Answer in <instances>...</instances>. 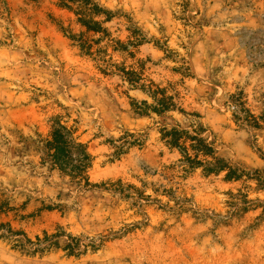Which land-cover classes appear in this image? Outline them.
Masks as SVG:
<instances>
[{
    "label": "clouds",
    "instance_id": "1",
    "mask_svg": "<svg viewBox=\"0 0 264 264\" xmlns=\"http://www.w3.org/2000/svg\"><path fill=\"white\" fill-rule=\"evenodd\" d=\"M58 2L44 0L41 9H29L39 24L20 18L13 27L0 20V202L7 201L0 210V225L6 226L0 228V264H123L124 257L131 264H264V225L249 231L246 239L239 236L264 207L253 205L255 210H248L239 223L218 228L223 245L209 233L212 219L193 227L190 212L177 218L160 207L176 208L165 189L177 199L194 198L185 207L208 209L209 215L226 216L233 199L264 201V187H258L256 177L225 179L238 166L244 173L264 172V159L256 150L264 151V129L255 132L254 147L252 133L240 125L245 117L264 125V67L249 63L234 37L241 27L261 26L264 0H252L253 6L243 10H237L238 4L226 6L228 0H92L87 8L83 0H65L71 10L56 8ZM92 4L112 19L92 13ZM202 17L210 22L201 32L194 25ZM233 17H243L244 23H230ZM128 18L146 39L129 48L134 59L113 50L117 40L127 44L136 39ZM82 19L99 22L110 36L92 43L103 33L89 31ZM30 32L38 35L33 38ZM81 38L91 45V55L80 48ZM164 40V49L156 46ZM138 61L145 62V70L133 86L116 66L140 73ZM41 62L47 70L40 68ZM53 69L60 75H53ZM33 86L45 93L39 103L30 102ZM157 87L166 90L164 96L152 95ZM165 97L172 98L174 107L153 111ZM145 101L147 114L138 115L133 102ZM174 128L187 133L179 139L186 152L161 139V129ZM57 131L71 159L63 172L46 159L56 154L55 147L46 145L54 143ZM190 137L203 140L211 153L195 147L197 141ZM186 157L199 163L190 166ZM218 161L225 166L205 174ZM72 166L80 168L79 174ZM118 182L132 199L111 190ZM101 185L110 190L97 187ZM137 190L160 204L145 202ZM134 200L143 206L142 213L132 207ZM145 219L146 228L107 241L95 253L88 247L79 259L66 255L64 246L74 240L81 241L83 251L89 241L99 243L100 237ZM161 224L167 234L154 231ZM198 234H206L199 245L194 239ZM45 235L57 237L60 249L44 248Z\"/></svg>",
    "mask_w": 264,
    "mask_h": 264
},
{
    "label": "rangeland",
    "instance_id": "2",
    "mask_svg": "<svg viewBox=\"0 0 264 264\" xmlns=\"http://www.w3.org/2000/svg\"><path fill=\"white\" fill-rule=\"evenodd\" d=\"M60 2H61V0H59V2L54 5L58 9H62L59 6ZM43 4H44V0H0V20L6 21L8 24L12 25L13 27H15L14 20L20 19V18H23L24 20L28 21L29 23H32L33 20H35L36 24H39L40 21L38 19H36L33 15H29L28 12H29V9H32L33 11L41 9ZM234 4L239 5L237 10H243L245 7H252L253 6L252 0H228V3L226 6L231 7ZM184 8H185V11H187V4L184 5ZM128 19L130 22L129 31H131L132 35L134 37H136V39L135 40H129L127 42V44L117 40L114 42L113 50L114 51L128 52L129 57L134 59L136 54L134 52L129 51V48L130 47H137L138 48L141 44L146 42V39H145L144 34L138 28H136L134 23L131 22V18H128ZM182 19H183L185 24L189 23V17L183 16ZM209 22H210V20L208 18L202 17L201 21L197 25H194V26L197 28H200L201 32H202V25H205ZM229 22L242 24V23H244V18L243 17H233V19ZM58 23H59V21H58ZM258 24H260L261 26L255 28V29L250 28V27H241L240 29H238L234 33V37L236 38V41L239 44V47L245 51L246 59L249 61V63L256 65V66L264 67V17H261L258 20ZM163 30L164 29L162 26L161 31H163ZM65 31H70V28L66 29ZM29 35L31 37L35 38V36L38 35V33L30 32ZM109 36H110V33L107 31V35H102L100 37V39L94 40V41H92V43L99 44V43H101V41L103 39H105ZM45 40L47 43L48 38L46 37ZM86 41L89 44L88 40H86V39L81 38L79 40L80 48H81V45L84 44L83 42H86ZM117 42H120L122 44V46H124V47H121L120 45L118 46L116 44ZM155 43H156L157 47L164 49L167 45V40H164L163 44L160 41H156ZM82 50H83V52L87 53L86 49H82ZM37 54L39 56H43L45 59L47 58L46 55L44 53L39 52L38 49H37ZM25 55H29V54L25 53ZM88 55H91V52ZM172 55H173L172 53H169L170 58ZM69 59H71L70 55H69ZM148 60L150 61L151 58L149 57ZM138 64H139V67H140L141 73H142L145 70V62L144 61H138ZM118 66L123 67V65H118ZM63 67L64 66L61 65V70H63ZM40 68L47 70V65L45 63L41 62ZM174 71H179V70L174 69ZM187 72H188V70L185 69L184 73L187 74ZM103 74H104V72H103ZM53 75L59 76L60 73H57L53 69ZM104 75H110V73L108 72V74H104ZM33 88H34V92H33L32 97L30 98V102L39 103L40 95H45V93L39 89H36L35 86H33ZM56 103H59V102L56 101ZM23 106L27 107L28 105L24 104ZM262 118H264V117H262ZM240 125H241V127L246 128L250 133H252V135L250 136L249 142L255 147L256 146V144H255V141H256L255 132L264 129V125H261L260 123H258L254 119H248L247 117H245L243 120L240 121ZM161 133H162V129H161ZM161 139H162V136H161ZM133 143L134 144L138 143V144H141V146H142L141 140H134ZM256 150L259 153V155L261 156V158L264 159V151H262L258 147L256 148ZM161 155H163V153H161ZM186 159H187V157H186ZM190 166H192V165L190 164ZM236 169L241 171V168L239 166ZM145 171L147 174L150 170L146 168ZM151 174L155 175V172H151ZM244 175H249V178L256 177L259 181L258 187H264L263 185H261L262 182L260 181V180L264 181V172H260L259 170H253L250 174L244 173ZM97 187H101L105 191L110 190L108 188H104L103 185L97 186ZM161 187H163V186H161ZM128 188H133V186L129 185ZM111 190H113L114 192L120 193V195L123 199H126V200L132 199L131 193L119 182L117 183V185H113ZM154 190L159 191V189H154ZM137 193H138V196L140 198L145 200V202L160 204V202L158 200L153 201V200H151V198L143 197V193L140 192L139 190H137ZM165 194L169 195L170 198L176 200V208L170 209L167 207V205L161 204L160 207L163 210L177 214V218H179V214H182L184 212H190L191 213L190 218L193 220V227H195L197 224H201V223L206 222L208 219H212L213 220V227H212V229H209V233L212 235L213 240L216 243H219L221 245H223L224 242H223V240L218 239L216 236V230L218 228H220L222 226L225 228L232 227L234 221L236 223H239L243 219L244 214L248 210H250V209L255 210L253 205H255L257 207H264V201L249 202V201H247L246 198H241V201L239 203H237L235 201V199H233V201L230 203V207L232 208V211H230L226 216L217 214L215 212H213L211 215H209L208 209L202 210L199 207H195V208H186L185 207V205L192 204L194 202V198L184 197V198L177 199L175 197V192L171 189H165ZM228 194L230 195V193H228ZM6 207H7V201L6 200L3 202H0V210H3ZM132 207L138 208L141 213L143 212V206L140 204L139 200H134ZM261 225H264V212L260 213V215L255 219V221H253V223L251 225H249L248 229H245L244 232L239 233L241 240L247 238L249 231H256L259 229V227ZM147 226H148L147 219H145L144 221L136 222V223H133L132 225H126L123 229H121L119 231H112L108 234V236L100 237L99 243H97L95 241H89V243L87 245H85V248L83 251L80 250L81 241H79L78 239L74 240L73 243H71V244H66L64 246V250H65L67 256L71 257V256L75 255L76 258L79 259L81 255L87 254L88 247H91L92 252L95 253L96 251H98L100 248H102L104 246L105 242L111 241V240H116V239H121L126 234H128L132 231H135L137 229L146 228ZM3 227H6V226L0 225V228H3ZM154 231H165V233L167 234V231L164 229L163 224H161L158 228L154 229ZM204 235H206V234H198L196 237H194V239L197 241L198 245L202 243ZM0 236H4V233L0 232ZM70 239H72V238L70 237ZM38 240H39V238H38ZM45 241H46V243L43 244L44 248H53L54 247L56 249H60V245L57 242V237L49 238V237H47V235H45ZM177 246H179V244H177ZM37 250H39L41 252L43 251V248H41L39 243L37 245ZM188 258L191 259L190 257H188ZM123 264H131L130 258L124 257L123 258Z\"/></svg>",
    "mask_w": 264,
    "mask_h": 264
},
{
    "label": "trees",
    "instance_id": "3",
    "mask_svg": "<svg viewBox=\"0 0 264 264\" xmlns=\"http://www.w3.org/2000/svg\"><path fill=\"white\" fill-rule=\"evenodd\" d=\"M72 3H76L77 0H71ZM92 0H83V7L87 8L88 4H91ZM60 8L64 9L67 8L68 10H71L70 4L65 3V0H61L60 2ZM91 12L95 13L96 15H99L101 13H104L107 17V20L112 19V14L108 13L106 10L100 8L98 5L92 4ZM80 23L84 24L87 26L89 31L92 32H101L103 35H107V30L102 27V25L99 22H94L91 19H82ZM84 44L81 45L82 49L87 50V54H90V48L91 45L86 42H83ZM97 44V43H96ZM118 46L120 45L121 47L122 44L120 42L116 43ZM117 71L121 72L124 74V76L128 79L130 84H133L135 86L136 84L139 83L140 79L142 78V73H137L135 70H128L126 71L124 67L116 66ZM102 72L104 74H108V71L106 69H102ZM143 85H141V88L143 89ZM166 90L165 89H160L157 87L156 91L152 93V95L155 97L157 94L164 96ZM159 107L158 108H153V111H156L158 114L162 113L163 111L174 107L172 104V98L171 97H165L164 99L160 100L159 102ZM147 102H142L141 105H137L135 102H133V109L138 115H146L147 110H148ZM183 111V110H181ZM200 131H203V128L200 129ZM182 135H187V133H180L177 132L176 129L174 128L171 132H167L166 130L162 129V139H167V143L170 147H180V150L182 152H186V149H184L182 146L179 145V139ZM190 139L196 140L197 144L195 147L202 149L206 154H210L212 149L209 148L208 146L205 145L204 141L199 139V137H190ZM52 147L56 148V154L55 156H47L46 159L52 160L54 165H58L61 169V171H66L69 166L71 165V159L69 157L67 147H66V142L64 138L60 135V132L57 131L54 133V143H49L46 145V148L50 149ZM189 164H191L193 167L196 166L199 162L198 161H191L189 158ZM225 165L222 161H218L217 164L213 167H206L205 168V173L210 174L214 171H217L218 169L223 168ZM72 171L74 174H79L80 168L77 166H72ZM241 175H244V172L238 170V169H230L228 176L226 177L227 180H231L233 178L239 179ZM262 182L261 185L264 186V181L260 180ZM3 237V236H0Z\"/></svg>",
    "mask_w": 264,
    "mask_h": 264
}]
</instances>
